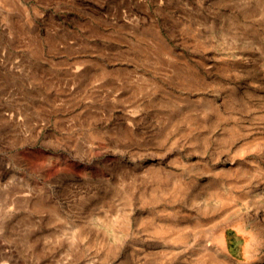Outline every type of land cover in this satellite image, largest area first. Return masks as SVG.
<instances>
[{
    "label": "rangeland",
    "instance_id": "374dc122",
    "mask_svg": "<svg viewBox=\"0 0 264 264\" xmlns=\"http://www.w3.org/2000/svg\"><path fill=\"white\" fill-rule=\"evenodd\" d=\"M0 264H264V0H0Z\"/></svg>",
    "mask_w": 264,
    "mask_h": 264
},
{
    "label": "bare ground",
    "instance_id": "6f19581e",
    "mask_svg": "<svg viewBox=\"0 0 264 264\" xmlns=\"http://www.w3.org/2000/svg\"><path fill=\"white\" fill-rule=\"evenodd\" d=\"M12 1V0H11Z\"/></svg>",
    "mask_w": 264,
    "mask_h": 264
}]
</instances>
